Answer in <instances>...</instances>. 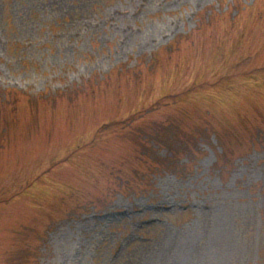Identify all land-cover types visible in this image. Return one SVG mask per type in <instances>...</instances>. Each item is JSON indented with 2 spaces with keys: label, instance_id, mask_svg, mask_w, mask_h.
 Segmentation results:
<instances>
[{
  "label": "rangeland",
  "instance_id": "1",
  "mask_svg": "<svg viewBox=\"0 0 264 264\" xmlns=\"http://www.w3.org/2000/svg\"><path fill=\"white\" fill-rule=\"evenodd\" d=\"M0 264H264V0H0Z\"/></svg>",
  "mask_w": 264,
  "mask_h": 264
}]
</instances>
